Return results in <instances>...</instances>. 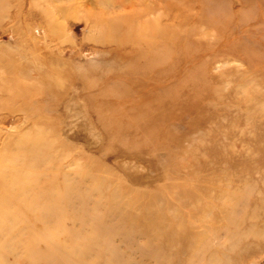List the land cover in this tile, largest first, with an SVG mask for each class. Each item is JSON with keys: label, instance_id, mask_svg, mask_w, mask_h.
Returning <instances> with one entry per match:
<instances>
[{"label": "rangeland", "instance_id": "obj_1", "mask_svg": "<svg viewBox=\"0 0 264 264\" xmlns=\"http://www.w3.org/2000/svg\"><path fill=\"white\" fill-rule=\"evenodd\" d=\"M76 101L113 156L147 153L164 177L185 169L188 182L227 189L237 231L220 253L179 264H264V0H0V154L6 142L52 140L72 184L36 224L13 215L19 200L0 208V264H177L160 234L126 219L132 193L77 183L81 166L126 179L66 138ZM16 159L27 173L49 167H30V151Z\"/></svg>", "mask_w": 264, "mask_h": 264}, {"label": "bare ground", "instance_id": "obj_2", "mask_svg": "<svg viewBox=\"0 0 264 264\" xmlns=\"http://www.w3.org/2000/svg\"><path fill=\"white\" fill-rule=\"evenodd\" d=\"M72 97H74L73 94ZM64 108L67 109V106ZM64 132L67 139L83 140L89 149L98 153L105 161L112 158L110 162L118 163L122 167L126 179V182L122 180L115 184L113 180L109 182L99 176L97 168L81 166L77 173V183L90 182L91 190L101 193L108 191L107 195L117 193L123 197L124 194L132 193L131 197L125 199L126 205L130 208L125 214L126 219L140 226L149 237L155 235L153 231L160 234L162 241L160 246L173 251L177 256V264L185 261L184 257L188 255H191L190 261H192L193 256L198 254L207 256L220 253L226 247L228 238L234 233L232 229L237 231L240 226L241 219L231 214L228 215L226 212L228 205L224 198L227 196V189L220 183L217 185V182L213 180L199 178L188 182L185 180L186 177H183L188 173L185 169L176 171L173 176L164 177L162 173H159L160 166L155 162H150L147 153H138L136 159H129L130 153L127 152L113 156L117 150L115 146L113 147L114 144L106 143L102 132L92 122L88 109L80 105V102H74L72 114ZM24 144L22 140L15 142L14 145L4 143L5 153L0 154V208L11 205L14 200H19L16 205H11L15 206L12 211L13 215H20L36 224L41 220L40 212L51 214L55 206L63 203V197L66 196V192L71 191L72 184L67 182L61 173L60 158L64 154L55 155L59 147L56 148L52 140L37 138L29 148L22 146ZM13 149L15 153L10 151ZM27 151L35 156V161L30 164V167H39L43 162H49V167L34 174L24 172L22 164L16 158L20 153ZM58 159L60 160L55 161ZM181 179L183 181H179ZM216 196L222 199L221 203L215 201ZM160 209H164V213H160ZM171 209H174L175 213H169ZM154 213L158 214L157 221L161 223V226L156 230H149L148 227ZM8 214L5 212L1 215L0 221L6 220ZM163 223L167 227H164ZM23 230H26V227L20 229V231ZM187 262L189 263V259L185 261Z\"/></svg>", "mask_w": 264, "mask_h": 264}]
</instances>
